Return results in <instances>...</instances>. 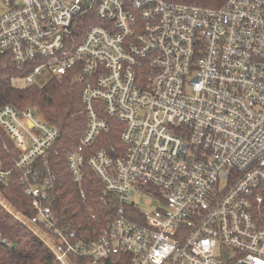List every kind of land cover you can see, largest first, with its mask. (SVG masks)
Listing matches in <instances>:
<instances>
[{"label": "built area", "instance_id": "obj_1", "mask_svg": "<svg viewBox=\"0 0 264 264\" xmlns=\"http://www.w3.org/2000/svg\"><path fill=\"white\" fill-rule=\"evenodd\" d=\"M0 54L30 71L12 84L46 71L83 85L87 125L67 169L79 183L86 163L103 184L110 212L92 236L55 216V177L36 161L57 129L30 107L0 108V183L21 171L35 213L17 220L61 264H264V0H0ZM109 116L121 148L87 154ZM142 189L161 205L139 212Z\"/></svg>", "mask_w": 264, "mask_h": 264}, {"label": "trees", "instance_id": "obj_2", "mask_svg": "<svg viewBox=\"0 0 264 264\" xmlns=\"http://www.w3.org/2000/svg\"><path fill=\"white\" fill-rule=\"evenodd\" d=\"M169 2L218 8L227 0H166ZM89 23V20H85ZM82 22V31L87 27ZM93 23V20L90 22ZM28 70L18 69L10 56L0 54V108L10 104L19 110L27 107L40 114L45 121L54 126L58 137L47 154L36 161L44 168L47 164L52 171L54 196L51 203L56 217L71 221V228L80 236H92L94 230L106 225L110 207L103 203V184L84 163L79 183L73 181L67 169V154L75 149L83 135L87 118L82 101V83L70 75L61 78L48 77L42 84H12V78H20ZM109 129L101 133L86 153L98 148H121L120 132L123 124L115 117H108ZM5 164L17 156V150L8 141ZM35 161V162H36ZM21 171L13 170L6 184L0 183V192L7 202L21 215L30 217L35 211L30 197L24 191L20 180ZM83 193V195L81 194ZM0 233L10 245L0 244V264H61L49 247L28 227L7 213L0 205ZM70 264H119L117 257L93 261L88 257L70 255Z\"/></svg>", "mask_w": 264, "mask_h": 264}, {"label": "rangeland", "instance_id": "obj_3", "mask_svg": "<svg viewBox=\"0 0 264 264\" xmlns=\"http://www.w3.org/2000/svg\"><path fill=\"white\" fill-rule=\"evenodd\" d=\"M48 73L46 71L41 72L40 74H36L32 77V82L36 84H42L48 79ZM26 82L22 81L20 84H24ZM40 118L45 120L40 114H38ZM131 200L135 202V208L139 212H149L161 205V201L157 198L154 193L147 189H142L139 191L133 192L131 196ZM0 205L3 209L11 214L14 218L17 219L16 216L21 215V213L17 212L5 199L3 194L0 192ZM23 216V215H22ZM70 264V263H69Z\"/></svg>", "mask_w": 264, "mask_h": 264}]
</instances>
